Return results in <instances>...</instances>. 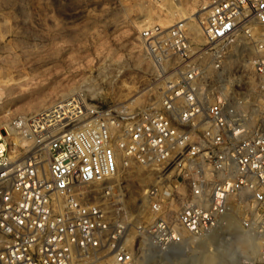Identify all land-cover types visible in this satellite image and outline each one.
Wrapping results in <instances>:
<instances>
[{
	"label": "built area",
	"instance_id": "obj_1",
	"mask_svg": "<svg viewBox=\"0 0 264 264\" xmlns=\"http://www.w3.org/2000/svg\"><path fill=\"white\" fill-rule=\"evenodd\" d=\"M203 11L200 39L182 19L141 26L152 71L137 100L59 98L15 123L22 152L0 132V264H137L225 216H264V0ZM233 62L250 67L225 75ZM129 169L149 180L141 198Z\"/></svg>",
	"mask_w": 264,
	"mask_h": 264
},
{
	"label": "rangeland",
	"instance_id": "obj_2",
	"mask_svg": "<svg viewBox=\"0 0 264 264\" xmlns=\"http://www.w3.org/2000/svg\"><path fill=\"white\" fill-rule=\"evenodd\" d=\"M209 2L0 0V132L5 130L10 146L22 152L20 144L13 145L9 127L59 98L81 92L106 104L135 101L148 87L152 71L138 41L141 26L172 24L180 19L175 8L188 18L199 15ZM242 67L250 66L233 62L225 75H235ZM37 102V108L25 110ZM148 182L139 170L122 173L128 196L141 198ZM244 215L251 218L248 232L235 227L220 237L215 230L201 237L187 234L183 245L139 251L137 264H264V216L253 220L252 213L243 212L233 218L239 221ZM240 239L247 240V248L240 246Z\"/></svg>",
	"mask_w": 264,
	"mask_h": 264
},
{
	"label": "bare ground",
	"instance_id": "obj_3",
	"mask_svg": "<svg viewBox=\"0 0 264 264\" xmlns=\"http://www.w3.org/2000/svg\"><path fill=\"white\" fill-rule=\"evenodd\" d=\"M206 8V3H205V5H203L202 7H201V9L200 10H203V9H205ZM176 9V14H178L179 16H180V19H182V20H186L187 21V28H188V31L191 33V35L193 36V38H195V39H200L201 38V36H200V27H199V20H198V16H197V14L195 13L194 14V16L193 17H189L188 18V15H186V13H184L182 10H180V9H178V8H175ZM204 14V11H202V12H200V16L201 15H203ZM191 21L192 22H195L196 23V25L194 26V24L193 23H191ZM89 88V90L91 91V87H88ZM89 91V92H90ZM92 92V91H91ZM139 96L140 95H138L137 97H135L136 98V100H137V98H139ZM40 102H37V103H35V104H33L32 106L30 105V106H27L26 108H25V110L26 111H28V110H32V109H35V108H37L40 104H39ZM42 109V108H41ZM41 109L40 110H38V111H41ZM37 111V109H36V112H38ZM34 114V113H33ZM2 117V116H1ZM2 123V119H0V124ZM7 123V122H6ZM5 123V124H6ZM8 125H6V127H7ZM8 135H11L12 136V139L14 140V143L15 144H20V145H24L25 144V142H26V140H27V138L21 133V132H19L15 127H9V129H8ZM0 136H1V133H0ZM235 227H238V228H240V226H239V221L238 220H236V219H234L232 216H225L224 218H223V222L216 228V230H215V235L216 236H219L220 237V234L222 233V232H225V231H228L229 232V230H231V229H234ZM246 232H248L247 230H246ZM245 232V233H246ZM212 233V232H211ZM213 233V234H214ZM247 234V233H246ZM240 246H242V247H244V248H247L248 247V242H247V240H244V239H240ZM200 246H202V245H200ZM203 248V247H202ZM217 247H213V253H215L216 251H217V249H216ZM241 248V247H240ZM242 251H244V250H242ZM241 251V252H242ZM240 252V253H241ZM243 253H246L245 251L243 252ZM243 253H241V254H243ZM214 255V254H213ZM240 255V254H239ZM245 255V254H244ZM242 257H244V256H242ZM203 258H204V256H203ZM205 258H206V256H205ZM204 258V259H205ZM210 258V257H209ZM250 258H252V257H248V256H246V257H244V259H250ZM206 259H208V258H206ZM211 259H213V258H211ZM210 259V260H211ZM209 260V261H210ZM208 261V260H207Z\"/></svg>",
	"mask_w": 264,
	"mask_h": 264
}]
</instances>
